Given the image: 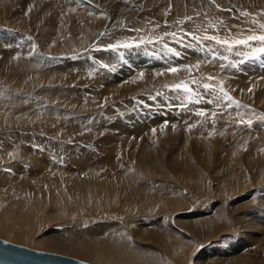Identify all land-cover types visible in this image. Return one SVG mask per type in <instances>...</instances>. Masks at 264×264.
<instances>
[{
    "label": "rangeland",
    "instance_id": "1",
    "mask_svg": "<svg viewBox=\"0 0 264 264\" xmlns=\"http://www.w3.org/2000/svg\"><path fill=\"white\" fill-rule=\"evenodd\" d=\"M30 1L31 0H9L10 4L6 5V7H0V120L3 119L0 121V172L4 171L6 175L12 177L13 175H17L20 177L23 176V178L27 179H35L37 180L35 183L39 182L37 179L38 177L44 176L45 179L51 180L53 184H56L57 186L62 185V188L64 187L66 189L64 190L63 188V190L70 193L71 187L67 185V183L63 182L58 176H69L71 174L79 173V171L82 169L86 174V172H92L90 170H92V167L94 166L93 169H97V171H99L101 174L97 175L96 178L99 177L100 180H105L107 175L113 173V171H111V167L114 165L115 167L116 165L118 167V164L124 163L130 165V162L134 161V158L136 157L134 154L138 155L142 153V147H148L149 145L151 146L150 148L160 147V149H162L161 151L164 150L165 153H162V157L159 155L158 159L157 157L155 158L157 159L156 162L164 161L163 165L168 166V169L166 172L164 171V174L162 172L159 173L161 177H159V175L156 176L158 179L154 177L155 181H164L162 176L166 177L167 175L166 181H170V179H173V176L171 177V174H173L174 179L177 178L184 186L188 184L186 188L191 194L194 196H200L198 194L202 195L204 193L202 197L206 196V198H208L207 196L214 192V194H220L224 189L221 188L223 187L221 185L223 182H226L227 186L232 184L236 186V183L242 186L245 184L242 182L245 181L248 183V187L246 188L245 186L242 191L234 193L236 195V201L234 200V205L236 207L237 205L244 203L250 204H247L245 209H240V215L251 212L247 216L252 214V217L255 214H258V211H256L259 209L258 204L260 203L261 199L264 200V92L262 93V89L264 91V67L262 68V66H264V54L257 53L255 50L256 48L262 47L264 45L256 41L250 42L252 44L251 47L244 45L237 46L234 44L236 40L229 41L233 44L232 50L230 51L227 45H216L214 41H206L202 38L207 35H215L220 39H223L222 37H236L238 40L249 35H262L264 34V28H261L260 25L264 24V9L251 11L245 8L235 9L225 6L224 8H221L222 5L215 4L216 2L213 0L211 1L214 3V5L210 3L213 7L208 10H201L203 7L200 9H195L192 6L187 8L186 4L185 9L182 10L181 8L172 4L165 9H158L155 7L152 8L151 6L148 7L145 4L139 9V11H137L135 17H131L132 19L117 18L114 20V25H111L112 27H109L108 29L107 22H111L110 19H108L110 17L109 14H112V10L107 11L108 8L106 10L105 7H102L103 11L99 10L100 13L94 15V13H92L87 8L88 6L83 4L81 0H37L36 7L34 6L31 9L29 7ZM91 1L96 3L99 0ZM140 1L146 2L147 0ZM211 1L209 0V2ZM124 2V0H120L118 5ZM51 6L61 12L62 15L65 11L62 10V8L66 9V12H68L70 6L73 8L72 10L74 11V14L69 17V20H66L65 23L59 19L58 21H51L50 19H47V16L44 17L41 15V11L44 10L45 7ZM147 11L149 12L148 14H146ZM153 12L159 13V15L156 16L153 14ZM243 13H249V15H243ZM89 14H91L93 17L91 18ZM83 15H85L84 18ZM191 15H203V17H205L209 23L203 25L204 27L193 25L188 20V17ZM141 18L144 19L142 22ZM196 31H199L200 33H197ZM171 33H175V36L170 35ZM188 33H192L193 35L200 37L202 40H194L191 35H188ZM60 34L63 39L61 37L58 38ZM55 35L57 36L58 41L56 42H59V47L56 46L57 44L52 42V40L56 38ZM148 41H152V43H148ZM204 41L206 43L209 42V44L211 42V45L213 44L214 46V51H210V47L207 46L209 44H206ZM124 42L132 43L133 45L139 44L140 46H133L129 49L120 48L118 50H112L108 48V45L110 44ZM165 45H167V47H165ZM14 49L23 52L25 54L22 55L24 62L31 63L32 61L33 65L32 63L30 64L32 67L29 69H24L22 66L14 67V65L9 67L5 61L6 59L7 61H11L12 58L17 60V56H14L15 54L12 55V51ZM169 49H174L175 52L169 51ZM221 50L223 52H221ZM176 52H178L179 55H176ZM112 53L113 58L111 59ZM121 54L122 56L119 57ZM132 54H137V61L139 57H143V59L145 58L144 60L147 62L144 63L143 60L141 62L142 64L140 62L135 64L133 60L134 55ZM116 55L118 57H116ZM173 55L177 56V59ZM220 56L227 57L228 59H222ZM151 57L154 59V61L159 60L164 64H169L171 68H178V72L171 73L167 71V69H163L164 74L162 73V70L160 72L164 75V77H160L158 72L157 75L159 76H157L152 71L151 73V68L147 65L148 60L151 59ZM105 58L107 59L105 60ZM109 59L113 62H111ZM124 59H131V61L129 60V62L127 61V63H125ZM121 60H124V62H121V64L123 63L122 65L117 63ZM241 61H243V63H241ZM151 62H153V60H151ZM114 63L115 65L113 68L112 65ZM196 63H200V65ZM250 64L252 65L249 66ZM101 65H108L109 67L104 68L101 67ZM121 66H123V69ZM186 66L192 67L189 68ZM248 67L249 69H247ZM146 68H148L149 71ZM260 68H262V74ZM239 69L242 72H240ZM104 71L108 72L105 73ZM257 71L260 72L258 73ZM121 72L124 75L121 74ZM141 73H143V76H141ZM126 74L129 75L127 76ZM94 76H97L99 80L97 77L93 78ZM209 76L214 77V79L208 80ZM30 77L33 78V80ZM78 78L80 80H78ZM101 78L102 80L105 79L103 80L105 81L104 83L101 81ZM130 79H137V83L133 85V88H127L126 86L129 83H124L128 82ZM110 80L113 81L111 82ZM181 81L187 82L189 87L192 88V92L188 93L182 90H175L173 88V85ZM141 82L143 86H141ZM250 82H252V84ZM105 83L108 84L105 85ZM205 83L214 85V90H204L205 88L203 85ZM247 83L249 84L248 87L246 86ZM94 84L96 85L94 86ZM240 86L241 88L243 86L244 89L247 88V90H242L239 88ZM117 87L118 89H121L122 87V90L125 88L128 92L122 93L121 95V92L116 89ZM221 87H223L224 92L228 93V95L233 97V100L238 103H231L225 99H222L221 97L223 96V93L220 92ZM132 89L136 92H133ZM173 90L175 91V94L173 93ZM115 91H118L117 94ZM202 94L204 96L203 98ZM112 95L114 96L112 97ZM175 95H180L181 97H177ZM249 97H251V99ZM182 99L183 101H181ZM160 100L162 101V104ZM39 102H41V105ZM134 102H137V105ZM123 104H125L127 108ZM127 105H130V107ZM189 105L191 107L190 109ZM133 106H135L134 110ZM117 107L119 112H124L123 117L118 114L119 112L116 110ZM131 107L133 111L130 109ZM136 107L138 108L137 112H134ZM21 108L24 111L20 110ZM40 109L42 111H40ZM111 109L114 111H111ZM199 109H201L205 115H199L198 113L201 112L198 111ZM55 111L60 116L56 115L57 113ZM127 111L130 112L129 115L131 116L126 114ZM105 112H107V114ZM115 113H117V115ZM135 113L138 117L135 116ZM213 113H215V115H213ZM189 114L190 117L194 114L195 117H205L208 121H212V123L209 122L212 124L210 125L211 127H208L205 132H197L198 130L195 128L193 129L189 123ZM98 115L100 116L99 118H102L101 120H99ZM23 116H26L24 118L25 120L23 119ZM82 116L84 117L83 121ZM117 116H119V119ZM74 117L75 122L72 120ZM112 117L113 119L116 117L113 122L111 121ZM6 118L12 119V121L10 120L11 123L10 121H5L4 119ZM76 118L78 119V122H76ZM133 118L136 121H134ZM249 120L251 121V125H247V121ZM241 121H244V123H241ZM110 122H112V124H110ZM46 123H48V126ZM121 123H130L133 126H137L135 129L136 131L130 128H128V130L125 129L124 131L123 128L119 127L121 126ZM113 124L116 125L114 128ZM174 124L179 126L177 127L176 131L173 127L175 126ZM45 125L47 127H44ZM223 125L229 128H225ZM49 126L52 127L50 128ZM180 127L183 131L179 130ZM52 128H56V130H53ZM164 128H166V130ZM167 128H170V132L167 131ZM57 129H59V131ZM257 129H260L258 131L260 134L257 132ZM80 130L82 131L79 132ZM118 130L121 131L118 132ZM244 130L246 133H244ZM147 131L150 132L149 134H152L149 136V138L144 134ZM17 133H20L22 137L20 135H16ZM261 133H263V135ZM241 134H243L242 137H240ZM12 136L14 137L16 144V138L18 137L17 141L19 146H15L14 141H11L13 140ZM222 136L224 137L222 138ZM30 137L31 139H29ZM114 137L116 139H114ZM124 138H126L127 141H125ZM120 140H124V143H126L121 145ZM147 141H149V144H146ZM79 143L81 144L79 145ZM8 145L9 147H7ZM140 145L143 146L141 147ZM140 147L141 149H139ZM189 147L191 149H189ZM49 153H52L51 155L53 157L49 155ZM155 158L153 156L152 160L154 161ZM84 159L87 161L85 162ZM84 162L85 164H83ZM134 163H136V161H134L133 164ZM46 165L49 168H47ZM80 175L82 176V174ZM240 186H236L237 189L240 188ZM119 187H117L115 199H112L115 201L113 203L115 206L112 207L111 210H121V212H119L120 214L122 213V218L125 217L127 220H131L130 223H133V226L137 227L139 222L140 223L138 225L143 228L152 226V223H155V218L147 220L146 214L142 213H138L136 216H133L130 212L132 209L127 207V202L130 201L127 200V194L128 192H132L134 190V186L130 185ZM105 197L107 198V196ZM105 197L100 198L101 202L103 204H111L112 201L108 198L107 200ZM209 201L208 202L210 205L212 200ZM122 211L126 212L123 213ZM127 212H129V214ZM128 215L130 217H128ZM137 218H140L141 220L139 221ZM70 219L71 218H67L65 216H55L53 219L48 218L45 226L47 225L51 227L52 225V227H54L55 234L62 237H64L65 234L77 237L80 235V237H82L81 235H84L83 231L81 230L82 226L77 227L78 225H76V223ZM132 219H134V222H132ZM257 220V218H255V220L252 219L253 222H257ZM146 221L150 222L147 223ZM54 231L52 233H47L48 235H51L54 234ZM56 231L60 232L58 233ZM5 237L6 236L4 235H0L1 239L15 244L19 243L17 240L14 242L12 239V241L9 240L10 238L7 240V237ZM226 238H229V236ZM22 243H19L18 245H22ZM22 246L31 248L24 243ZM33 249L51 252L43 248ZM51 253L61 254L58 252ZM73 256L93 264L92 261L88 260L86 257L85 259H82L83 256Z\"/></svg>",
    "mask_w": 264,
    "mask_h": 264
},
{
    "label": "bare ground",
    "instance_id": "2",
    "mask_svg": "<svg viewBox=\"0 0 264 264\" xmlns=\"http://www.w3.org/2000/svg\"><path fill=\"white\" fill-rule=\"evenodd\" d=\"M124 1H125L124 3L118 5V3L120 2V0H101V1L99 0L96 3H94L91 0H81V2L83 4H85V5L88 6V7L87 6L86 7L92 13H94V15L100 13L99 10L103 11V8L102 7H105L106 10L108 8L107 11L112 10L111 11L112 14L110 13L109 14L110 17L108 18V19H110L111 22L110 23H109V21L107 22L108 23L107 24L108 25V29H109V27H112L111 25H114V20H116L117 18L118 19H121V18L132 19L133 17H135V15L137 14V11H139V9L142 6H144L145 4L148 7L151 6L152 8L155 7V8H158V9L159 8L160 9H165L166 7L170 6L171 4L172 5H175V6L179 7V8H181V10L182 9H185V4L187 5V8L192 6L195 9H200L201 7H203L201 10H204V9H207L208 10V9H211L213 7L210 4V3H212L211 0H210L211 2H209V0H147L146 2L145 1H140V0H130V1L124 0ZM213 1L216 2L215 4L222 5L223 7L221 6V8H224V6H225V7H232V8H235V9L245 8V9H248V10H251V11H258L260 9H264V0H213ZM29 3H30L29 4V7L31 9L34 6L36 7L37 0H31ZM8 4H10L9 3V0H0V7L1 6L2 7H6V5H8ZM212 4L214 5V3H212ZM72 9L73 8H71L69 6V10H68V12H66V9H63L62 8V10H65L64 13H63V15H62L61 12H59L53 6H51V7H45L44 10L41 11V15L44 16V17L47 16V19H50L51 21L52 20L53 21L54 20H57L58 21V19H59L60 21H62V22L65 23L66 20H69L68 18L71 17L74 14V11ZM148 13L149 12L147 11L146 14H148ZM153 14H155L156 16L159 15V13H155V12H153ZM89 15H90L91 18L93 17L91 14H89ZM113 16H114V18H113ZM84 17H85V15H83V18ZM87 17H89V16H87ZM151 17H153V16H151ZM189 17H191V19L190 20L188 19V20L193 25L203 26V25H206V24L209 23V21H207L206 18L203 17V15H199V16H193V15H191ZM146 18H147V16H146ZM141 19H142L141 20V22H142L144 19L143 18H141ZM196 32L198 33L199 31H196ZM85 33H87V32H85ZM59 37H61V34H60V36H58V38ZM85 38H86V36H85ZM222 38L225 39V40H228V41H235V40H237L236 37H234V38L233 37H231V38H229V37H222ZM101 39H103V38H101ZM56 41H58L57 40V36H56V38H54L52 40V42L55 43V44H57L56 46L59 47V45H58L59 42L57 43ZM2 42H4V41H2ZM61 42H63V41H61ZM206 44H209V42L206 43ZM207 46L210 47V49H211L210 51H214V46H213V44L211 45V42ZM2 47H3V45H2ZM69 47H70V45H69ZM203 49H204V47H203ZM133 50H135V49H133ZM12 52H13L12 55L15 54L14 56H17L16 57L17 60H15V58H12L11 61H9V60L7 61V59H6L5 61L8 64L9 67H12V65H14V67H16V66H22L24 69H29L30 67H32V65H33L32 61H31L32 65H30L31 63L24 62V60L22 58V55H25V54L23 52H21L19 50H15V49ZM221 52H223V51L221 50ZM134 53H135V51H134ZM132 55H134V54H132ZM182 55H183V53H182ZM105 56H107V55H105ZM121 56H122V54L119 57H121ZM27 57H29V56H27ZM116 57H118V56L116 55ZM174 57H176V59H177V56H174ZM112 58H113V53H112L111 59ZM106 59L107 58H105V60ZM127 59L126 60L124 59L125 60V63H127V61L129 62V60L131 61V59H129V60H127ZM144 59H143V57H139L138 58V61H137V54H135L134 57H133V60H134L135 64H137V62H140L141 63ZM124 60H121L120 62H117V63H120L121 64V62L122 61L124 62ZM151 60H153V62H151ZM236 60H237V58H236ZM239 60H240V58H239ZM149 61H150V63H149ZM233 61H235V60H233ZM243 61H241V63H243ZM111 62H113V61H111ZM145 62H147V61L144 60V63ZM167 62H169V61H167ZM120 64H118V65H120ZM196 64H199L200 65V63H196ZM114 65H115V63L112 65V67ZM147 65L151 68L150 69V72L152 71L156 75H157V72H158V74L160 75V77L161 76L164 77V75H163L164 74L163 73L164 72L163 69H169V68H171V66H169V64L168 65L167 64H164V63H162L159 60L158 61H154V59L152 57H151V59L148 60V64ZM245 65H247V64H245ZM251 65L252 64H250L249 66H251ZM110 66H111V64H110ZM194 66H196V65H194ZM39 67H38V69H39ZM122 67L123 66H121V68ZM263 67L264 66H262V68ZM262 68H260V70ZM146 69H148V68H146ZM247 69H249V67ZM161 70H162V73L163 74L160 72ZM251 70H253V69H251ZM148 71H149V69H148ZM235 71H237V70H235ZM239 71L242 72L240 69H239ZM263 71L261 72V74L263 73ZM104 72L106 73L108 71H104ZM144 72H145V70H144ZM248 72H249V70H248ZM30 73H31V71H30ZM119 74H118V76H119ZM121 74H123V73L121 72ZM199 74H201V73H199ZM261 74H260V76H261ZM26 75H28V74H26ZM159 75H157V76H159ZM166 75H168V74H166ZM173 75H175V74H173ZM88 76H90V75H88ZM157 76H156V78L158 79ZM95 77H97V76H94L93 78H95ZM248 77H250V76H248ZM126 78H128V77H126ZM31 79L33 80V78H31ZM140 79H141V77H140ZM78 80H80V79L78 78ZM98 80H99V78H98ZM103 80H105V79H103ZM103 80L101 78V81H103ZM247 80H248V78H247ZM92 81H93V79H92ZM136 81H137V79H130L128 82H124V83L125 84L126 83H129L126 86L127 88H133V85H135L137 83ZM104 82L105 81H103V83ZM117 82H119V81H117ZM142 82H141V84H142ZM254 82H256V81H254ZM172 83H174V82H172ZM250 83L252 84V82H250ZM259 83H261V82H259ZM106 84H108V83H105V85ZM95 85L96 84H94V86ZM139 85H137V86H139ZM235 85H237V84H235ZM248 85L249 84L247 83L246 86L248 87ZM257 85H259V84H257ZM141 86H143V84ZM70 88H71V86H70ZM138 88H140V87H138ZM239 88H241V86ZM116 89L119 92H121L120 93L121 95H122V93H127L128 92L125 88H124V90H122V87H121V89H118V87ZM241 89L243 90L244 87L242 86ZM258 89H260V88H258ZM204 90H206V89H204ZM244 90H247V88L244 89ZM132 91L133 92H136L133 89H132ZM117 92L115 91L116 94H117ZM129 92H130V90H129ZM174 92L175 91L173 90V93ZM263 92L264 91L262 89V93ZM68 93H70V92H68ZM178 94H179V91H178ZM181 95H182V93H181ZM186 95H187V93H186ZM186 95H183V96H186ZM113 96L114 95H112V97ZM175 96L181 97L180 95H175ZM261 96H263V95H261ZM203 97L204 96L202 94V98ZM253 97H254V95H253ZM249 98L251 99V97H249ZM183 99H187V98H183ZM183 99L181 101H183ZM179 100H180V98H179ZM124 101H125V99H124ZM23 102H22V104H23ZM160 102L162 104V101L161 100H160ZM39 104L41 105V102H39ZM129 104H130V102H129ZM135 104L137 105V102ZM123 105L126 107L125 104H123ZM200 105H201V103H200ZM233 105H235V104H233ZM127 106L130 107V105H127ZM134 107L135 106H133V110H134ZM204 107H205V105H204ZM22 108H24V107H22ZM22 108L20 110L24 111ZM190 108L191 107L189 105V109ZM130 109L132 110V107ZM137 109L138 108L136 107V109H135L134 112H137ZM116 110H118V107H117ZM121 110H123V109H121ZM128 110H129V108H128ZM180 110H181V108H180ZM40 111H42V110L40 109ZM80 111H81V109H80ZM111 111H114V110L111 109ZM198 111H201V109H199ZM118 112H119V110H118ZM235 112H237V111H235ZM80 113H82V112H80ZM105 113L107 114V112H105ZM120 113H122L121 111L118 114L123 117L124 116L123 115L124 112L122 114H120ZM33 114H35V113H33ZM102 114H103V112H102ZM115 114L117 115V113H115ZM126 114L129 115L130 112L127 111ZM56 115H59V114L57 113ZM56 115H54V116H56ZM69 115H70V113H69ZM78 115H80V114H78ZM112 115H114V114H112ZM26 116H27V114H26ZM71 116H73V115H71ZM129 116H131V115H129ZM135 116L138 117L136 113H135ZM25 117L23 116V119ZM99 117L100 116L98 115V118ZM118 117L119 116H117V118ZM83 119H84V117L82 118V121H83ZM101 119L102 118H99V120H101ZM114 119L112 117V120L111 121L113 122ZM2 120H0V121H2ZM4 120L7 121V122L10 121V120L12 121V119H8V118H6ZM72 120H74V122H75V117ZM11 121H10V123H11ZM30 121H32V120H30ZM91 121H92V119H91ZM134 121H136V120L134 119ZM134 121H133V123H134ZM76 122H78V119H77ZM105 122H107V121H105ZM112 122H110V124H112ZM209 122L212 123V121H208L205 117H198V116L195 117L194 114H193V116L190 117V114H189V123L191 124V127H193V129L195 128L196 130H198L197 132H205L208 129V127H211L210 125H212ZM20 123H21V121H20ZM39 123H40V121H39ZM47 124L48 123H46V125ZM101 124H103V123H101ZM106 124H108V123H106ZM183 124H184V122H183ZM46 125L44 127H47L48 126V125L47 126ZM174 125L175 126H173V127H174V129L176 131L177 130V127H179V126H176V124H174ZM114 126H116V125L113 124V128H114ZM262 126H260V127H262ZM119 127L123 128L124 131H125V129L128 130V128H130L132 130H135L137 128V126H133L130 123L129 124H122L121 123V126H119ZM224 127L225 128H229V127H226V126H224ZM76 128H77V126H76ZM257 128H259V127H257ZM59 129H57V130L59 131ZM164 129L166 130V128H164ZM53 130H56V128H54ZM169 130H170V128H167V131H169ZM179 130H182L181 127L179 128ZM259 130L257 129V132ZM38 131H39V129H38ZM48 131H49V129H48ZM81 131L82 130H80L79 132H81ZM119 131H121V130H118V132ZM249 131H251V130H249ZM72 132H73V130H72ZM130 132H131V130H130ZM132 132H134V131H132ZM57 133H59V132H57ZM149 133L150 132L147 131L144 134L147 135V137L149 138V136L152 135V134H149ZM244 133H246L245 130H244ZM3 134H4V132H3ZM37 134H39V133H37ZM259 134H256V135H259ZM261 134L263 135V133H261ZM16 135H20V133L19 134L17 133ZM73 135H74V133H73ZM242 135L243 134H241L240 137H242ZM63 136H64V134H63ZM63 136H62V139H63ZM181 136H182V133H181ZM223 137L224 136H222V138ZM17 138H16L17 144L14 141L15 140L14 137H13V140H11L12 142L14 141L15 146H19V143L17 141ZM233 138H235V137H233ZM21 139H23V138H21ZM29 139H31V137ZM114 139H116V138L114 137ZM124 140L127 141L126 138H124ZM124 140H120L121 143L119 141H117V142H119L121 145H123V144L126 143V142L124 143ZM90 141H91V139H90ZM148 142L149 141H147L146 144H149ZM247 142H248V140H247ZM263 142H264V138H263ZM4 144H6V143H4ZM80 144L81 143H79V145ZM185 144H186V142H185ZM94 146H95V144H94ZM96 146H97V144H96ZM7 147H9V145ZM141 147L139 149H141ZM144 147H142V150H141L142 153H140L138 155L137 154H134L136 156L134 158V161H136V163L133 164L134 161H132V162H130V165H128V164H126V163L123 162L124 164H118V167H117V165H116V167H115V165L114 166L112 165L113 167H111V171H113V173H111V174H109L107 176L105 175L107 177L105 180H103V179L100 180L99 177L96 178L97 175H101V174H100L99 171H97V169H93L94 166L92 167V170H90L92 172H86V174H85V172H84L83 169L81 171H79V173L82 174V176L79 173L71 174L69 176L64 175L63 177L62 176H58L63 182L67 183V185H69L71 187V192L70 193L67 192V191H64L66 189L63 187L64 188V190H63L62 185L61 186H57L56 184H53V182L51 180L45 179L44 176L38 177L37 179H38L39 182L38 183H35V181L37 182V180H35V179H27V178H23V176L20 177V176H17V175L16 176L13 175V177H12V176L6 175V173H4V171L3 172H0V235L6 236L7 237V240L9 238H10L9 240L12 239L13 242L15 240H17L19 243H22L23 242L24 244H27V246H30L31 248L32 247L33 248H36V249H38V248H41L42 249L43 248V249L49 250L51 252L61 253V255L62 254H66V256L67 255H70V256L79 255L80 257L83 256L82 259L83 258L85 259V257H86L88 260L92 261L93 264H264V200L261 199L260 203L258 204L259 209L256 210V211H258L257 212L258 214H255V215L253 214L254 216H252V217H251L252 214L250 216H247L251 212H248V213H246L244 215H242V214L240 215V213H241L240 209L241 208H244L245 209V206L248 203L240 204V205H237L236 207L234 205V200L236 198V195L234 193L239 192V191H242V189H244L245 186L247 188L248 187V183H246L244 181L242 183H245V184H243L242 186H240V184H237L236 183L235 184L236 186H240V188L237 189V187L234 186V184L227 186L226 182H223V183H221V185L223 186L221 188H224V189H223V191L220 194H214L215 193L214 192L211 195L207 196L208 198H206V196L202 197L204 193L202 195L201 194H198L200 196H194L186 188V186L188 184L186 186H184L182 184V182L179 181L177 178L174 179V175L173 174H171V177L173 176V179L172 180L170 179V181L169 180L166 181V179H167L166 177L168 175L166 177L165 176H162L164 178L163 179L164 181H161V182L155 181L154 177L156 179H158L156 176L159 175V177H161V175L159 173L162 172L164 174L167 171V169H168V166L163 165V162L164 161L163 162L162 161H157L156 162V160L159 158V155H161V157H162V153L164 152V150L161 151L162 149H160V147H152V148H150L151 146H149V145H148V147L147 146L145 148ZM190 147H189V149H191ZM18 151H19V149H18ZM229 152H230V150H229ZM110 153H112V152H110ZM1 154H2V152H1ZM51 154L52 153H49V155H51ZM153 156H154V158L157 157V159L155 158L154 161L152 160ZM47 157H48V155H47ZM52 157H51V159H52ZM54 159H55V156H54ZM54 159H53V161H54ZM86 161L87 160H85V162ZM49 162H47V163H49ZM51 162H52V160H51ZM85 162L83 164H85ZM175 164H177V163H175ZM87 165H88V163H87ZM186 167H187V165H186ZM47 168H49V167L47 166ZM88 169H89V167H88ZM169 171H168V174H169ZM169 177H170V175H169ZM48 181H50V182H48ZM229 183H230V181H229ZM130 185H133L134 186V190L132 192H128L129 196L127 194V200H130L129 202H127L128 203V206L127 207H130L132 209V211H130V212H131V214L133 216H136L138 213H142V214H146V219L147 220H149L151 218H155V223L152 221L153 222L152 223V226H149L148 228H146V227L143 228L140 225H138L140 222L137 224V227L136 226H133L134 224L133 223L132 224L130 223L131 220H129V219L127 220V218H125V217L122 218V216H121L122 213L120 214L121 210H117V209L116 210L115 209L111 210L112 207L115 206V204H113L115 201L112 200V199H115V196L117 194L116 193L117 187H119V186L125 187V186H130ZM209 185H210V183H209ZM218 189H220V188H218ZM210 192H211V189H210ZM105 196H107V198L112 201V202L110 201L111 204L110 203L103 204L101 202L100 198L105 197ZM104 199H103V201H104ZM209 200H212L210 205H209V202H210ZM106 202H104V203H106ZM207 202H208V205H207ZM248 205H250V204H248ZM50 207H52V208H50ZM125 212H123V213H125ZM127 213L129 214V212H127ZM55 216H65L67 218H71L70 220H72L74 223H76V225H78L77 227L82 226V228L81 227L80 228L83 231V234L84 235H81L82 237H80V235H79V237H77V236H72V235H68V234L67 235L65 234L66 236L64 235V237H62L60 235H56L55 234V231H54V227H52V225H51V227H49L47 225L45 226L47 219L48 218H52L53 219V217H55ZM128 217H130V216L128 215ZM255 218L258 219L257 222H253L252 221V219L255 220ZM137 219L139 221L141 220L140 218H137ZM59 222H60V220H59ZM132 222H134V219H132ZM149 222H147V223H149ZM60 225H61V223H60ZM63 230H65V229H63ZM53 231H54V234L48 235L47 232L52 233ZM56 232H58V231H56ZM75 232H77V231H75ZM78 233H79V230H78ZM227 236H229V238H226ZM230 236H231V238H230ZM18 242H16V243H18ZM23 243H22V245H23ZM73 257H75V256H73Z\"/></svg>",
    "mask_w": 264,
    "mask_h": 264
},
{
    "label": "snow or ice",
    "instance_id": "3",
    "mask_svg": "<svg viewBox=\"0 0 264 264\" xmlns=\"http://www.w3.org/2000/svg\"><path fill=\"white\" fill-rule=\"evenodd\" d=\"M243 15H249V13H243ZM188 19L190 20L191 17H189ZM260 27L264 28V24L260 25ZM170 35L175 36V33H171ZM188 35H191L194 40H200L201 39L200 37H197V36L193 35L192 33H188ZM202 39L206 40V41H214L218 45H227L228 49L230 51L232 50V47H233V44L230 43L228 40L220 39L218 36H215V35H207V36H204ZM256 41H258L262 45H264V34H262V35H249V36H247V37H245L243 39L236 40L234 42V44L235 45H244V46L251 47L252 44L250 42H256ZM148 43H152V41H148ZM133 46L139 47L140 45L139 44L133 45L132 43L124 42V43L110 44V45H108V48L112 49V50H118L120 48L129 49V48H132ZM165 47H167V45H165ZM169 51L175 52L174 49H169ZM255 51L257 53L264 54V46L256 48ZM175 54L179 55L178 52H176ZM221 58L225 59V60L228 59L227 57H221ZM101 67L108 68L109 66L108 65H101ZM186 67L191 68L192 66H186ZM167 71H169L171 73H177L178 72V68L172 67V68L167 69ZM141 76H143V73H141ZM213 79H214V77H212V76L208 77V80H213ZM203 87L205 89H209V90H214V88H215L214 85L208 84V83H205L203 85ZM173 88L176 89V90H182V91L188 92V93L192 92V88L189 87V84L187 82H184V81H181L180 83H177V84L173 85ZM220 92L223 93V96L221 97L222 99H225V100H227L228 102H231V103H238V102H235L233 100V97L228 95V93L224 92L223 87L220 88ZM198 114L201 115V116L205 115V113L203 111H201ZM213 115H215V113H213ZM241 123H244V121H241ZM247 124L251 125V121L250 120L247 121Z\"/></svg>",
    "mask_w": 264,
    "mask_h": 264
},
{
    "label": "water",
    "instance_id": "4",
    "mask_svg": "<svg viewBox=\"0 0 264 264\" xmlns=\"http://www.w3.org/2000/svg\"><path fill=\"white\" fill-rule=\"evenodd\" d=\"M0 264H91L66 255L38 251L0 238Z\"/></svg>",
    "mask_w": 264,
    "mask_h": 264
}]
</instances>
